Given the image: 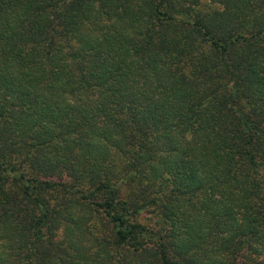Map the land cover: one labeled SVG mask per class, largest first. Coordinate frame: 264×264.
Returning <instances> with one entry per match:
<instances>
[{"label": "trees", "instance_id": "1", "mask_svg": "<svg viewBox=\"0 0 264 264\" xmlns=\"http://www.w3.org/2000/svg\"><path fill=\"white\" fill-rule=\"evenodd\" d=\"M0 0V264H264V0Z\"/></svg>", "mask_w": 264, "mask_h": 264}, {"label": "rangeland", "instance_id": "2", "mask_svg": "<svg viewBox=\"0 0 264 264\" xmlns=\"http://www.w3.org/2000/svg\"><path fill=\"white\" fill-rule=\"evenodd\" d=\"M202 4L215 10V8H221L219 3H212L209 0H202Z\"/></svg>", "mask_w": 264, "mask_h": 264}]
</instances>
